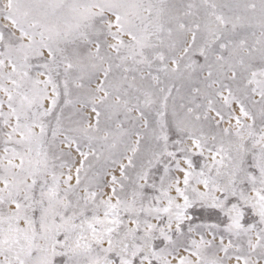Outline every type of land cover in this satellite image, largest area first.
I'll return each mask as SVG.
<instances>
[{"label":"snow or ice","instance_id":"6c2138e0","mask_svg":"<svg viewBox=\"0 0 264 264\" xmlns=\"http://www.w3.org/2000/svg\"><path fill=\"white\" fill-rule=\"evenodd\" d=\"M0 264H264V0H0Z\"/></svg>","mask_w":264,"mask_h":264}]
</instances>
